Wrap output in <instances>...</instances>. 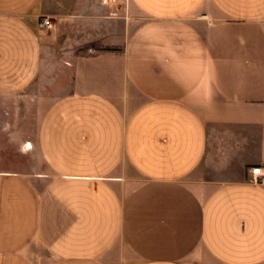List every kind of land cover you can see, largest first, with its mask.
<instances>
[{
  "label": "crops",
  "instance_id": "obj_1",
  "mask_svg": "<svg viewBox=\"0 0 264 264\" xmlns=\"http://www.w3.org/2000/svg\"><path fill=\"white\" fill-rule=\"evenodd\" d=\"M44 17L104 47L59 95ZM0 122V264H264V0H0Z\"/></svg>",
  "mask_w": 264,
  "mask_h": 264
},
{
  "label": "rangeland",
  "instance_id": "obj_2",
  "mask_svg": "<svg viewBox=\"0 0 264 264\" xmlns=\"http://www.w3.org/2000/svg\"><path fill=\"white\" fill-rule=\"evenodd\" d=\"M107 1V0H105ZM108 17H111L108 15ZM113 17L116 15L113 14ZM50 22V27L47 29H41L40 32L41 40L43 42L41 58L43 59L44 68L39 72L37 81L44 83L45 85L38 86L41 94L45 92L53 95H59L65 92L70 85L71 75H72V57L80 53H96L103 49L102 45L91 44L87 48H75L73 49L70 42H76L83 37L85 33H79L77 26H65L58 25L55 23L54 19L51 17H46ZM43 18L39 20L41 23ZM105 33V32H103ZM52 37H51V36ZM52 82L53 88L49 87V83ZM1 123V122H0ZM23 127L21 129L29 133L32 131L33 120L22 121ZM23 151H18L13 145H8L5 138H1L0 135V171H11V172H24L29 170V164L31 162V157L24 153Z\"/></svg>",
  "mask_w": 264,
  "mask_h": 264
},
{
  "label": "built area",
  "instance_id": "obj_3",
  "mask_svg": "<svg viewBox=\"0 0 264 264\" xmlns=\"http://www.w3.org/2000/svg\"><path fill=\"white\" fill-rule=\"evenodd\" d=\"M107 2L117 4L120 2H126V0H107ZM114 15H117V13H114ZM39 25L41 29H48L51 26L49 20L46 17L42 19ZM249 173L251 177V183L261 184L264 182V167L252 168L250 169Z\"/></svg>",
  "mask_w": 264,
  "mask_h": 264
}]
</instances>
